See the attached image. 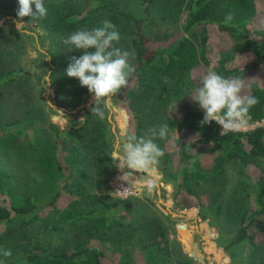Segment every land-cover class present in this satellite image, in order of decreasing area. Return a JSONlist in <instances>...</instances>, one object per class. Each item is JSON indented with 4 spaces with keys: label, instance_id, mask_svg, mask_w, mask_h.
<instances>
[{
    "label": "trees",
    "instance_id": "trees-1",
    "mask_svg": "<svg viewBox=\"0 0 264 264\" xmlns=\"http://www.w3.org/2000/svg\"><path fill=\"white\" fill-rule=\"evenodd\" d=\"M0 1L9 2L7 7L13 8L17 14V0ZM139 2L142 15H135L110 0H81L80 4H72L71 0H45L48 15L36 22L44 26L54 48L49 47V54L53 58L51 80L56 94H62L63 101L90 95L77 79L68 78L65 74L72 57L79 58L83 53L68 51L63 39L82 28H99L102 21L109 20L120 34L122 50L131 49L136 54V72L145 86L144 92L137 96L138 102L135 101L139 119L153 126L165 123L170 126L163 147L168 159L179 160L176 171L178 184L189 187L191 183H212L222 176L229 162L240 161L257 167L256 163L264 159V126L222 136L220 126L215 122L202 124L204 112L188 97L190 95L185 99H177V95L183 86L193 93L209 71L225 78L238 77L245 83L252 73L264 67V22L258 23L264 15V0ZM156 4L168 18H178L184 10L183 28L181 34L164 49L146 59V27ZM229 14L232 20L225 24ZM220 39L228 42L227 45L219 46ZM158 56L163 59L161 64L157 63ZM25 74L24 70H12L0 76V87ZM243 94L258 100L249 112L250 120L264 121V81L254 83ZM95 119L91 114L80 125H69L64 131L53 130L55 143L52 153L40 159L44 181L39 195L19 194L6 179L7 173L0 165V224L20 221L22 226L30 225L40 218L44 209L64 207L58 210V224L75 231L73 239H66L62 249L36 243L23 246L21 253L16 254L22 245L17 239L8 248L13 252L11 257L4 258L0 254L5 264H163L168 261V242L158 219L147 224L145 240L130 243V236L139 228L133 221L131 208L135 198L108 200L98 207L85 209L70 190L68 171L80 173L64 155L59 141L62 133L78 135L84 142L85 156L98 154L103 162L99 166L100 187L108 180V160L112 162V159L107 152L108 143L98 140L104 129L102 122ZM12 125L15 126L14 123L9 126ZM9 126L0 128V152L15 146L21 137H29L20 127L8 129ZM102 153L104 158L100 156ZM254 180L259 187L254 195L249 221L239 229L235 243L249 240L253 245L249 264H264V237L252 230L253 225L264 222V169H259ZM103 188L108 190V187ZM122 214L128 218L127 224L118 220ZM93 241L98 245L92 246ZM105 242H110V247H106ZM182 264H191V261Z\"/></svg>",
    "mask_w": 264,
    "mask_h": 264
},
{
    "label": "rangeland",
    "instance_id": "rangeland-1",
    "mask_svg": "<svg viewBox=\"0 0 264 264\" xmlns=\"http://www.w3.org/2000/svg\"><path fill=\"white\" fill-rule=\"evenodd\" d=\"M110 1L135 15H142L139 0ZM8 3L0 1V76L12 70H24L26 74L0 87V128L14 123L15 126H9L8 129L20 127L29 137L23 136L15 146L4 148L0 152V165L2 171L7 173L6 179L19 194L39 195L44 181L40 159L52 153L55 143L53 130L64 131L69 125L77 126L85 122L92 114L95 101L92 94L75 99L68 98L65 101L62 100V94H56L51 80L53 58L49 54V47L52 46L47 31L40 22H27V18V23L17 25L19 18L13 8L7 7ZM71 3L80 4L81 0H71ZM184 15L183 10L178 18L165 17L160 7L155 5L146 27V59L160 52L181 34ZM260 19L258 23H263L264 15ZM122 42L120 39L116 46L121 48ZM227 43L224 39L218 41L219 46H226ZM43 60L47 67L46 73L41 76ZM162 61L158 56L157 63L161 64ZM130 63L135 71L128 84L107 105L102 106L104 119L94 115L96 121L102 122L103 136L98 140L108 143L106 148L110 158L111 153L125 143V138L130 135L144 136L149 128L155 126L139 119L135 101L138 102L137 96L144 92L145 86L136 72L137 61L130 60ZM258 81H264V67L249 76L244 83L243 93ZM192 94V90L183 86L177 99H185ZM160 115L162 116L161 113ZM125 116L128 121L122 125L121 120ZM262 126L264 121L252 122L249 119L247 126L241 131L249 132ZM124 129L126 133H123ZM59 141L63 145L67 160L80 173L72 174L68 171L67 179L80 206L91 209L108 200L135 198L131 208L133 221L139 228L130 236V243L145 240L148 234L147 224L158 219L164 228L169 249L168 261L163 264H182L187 260L191 264H249L252 243L249 240L235 242L239 229L249 221L254 195L259 187L254 178L259 174V169H264V159L256 163L257 167L240 161L229 162L222 176L216 181L209 184L191 183L188 187L177 182L178 158L168 159L163 140H157L156 143L164 151V155L151 173L153 188H129L125 193H119L128 185L118 179L122 174L114 160H108V180L100 187L99 166L103 162L98 154L90 153L85 156L84 142H81L78 135L62 133ZM100 156L104 158L103 153ZM157 172L161 173L160 181L156 177ZM135 175L138 177L141 174ZM103 187H108V190ZM63 208L44 209L40 218L30 225L22 226L20 221L0 224V253L17 239L21 240L22 245L16 254L21 253L23 246L36 243L62 249L65 240L73 239L75 232L58 224V210ZM181 211L190 212V215L182 214ZM118 220L125 224L129 221L125 214L119 216ZM141 223H144L143 226H140ZM124 227L120 229L123 230ZM252 230L264 237V222L253 225ZM186 242H189V251L184 249ZM97 245V241L92 242V246ZM110 245V242H105L106 247ZM221 251L224 256H221ZM191 252L199 260L191 256Z\"/></svg>",
    "mask_w": 264,
    "mask_h": 264
},
{
    "label": "clouds",
    "instance_id": "clouds-1",
    "mask_svg": "<svg viewBox=\"0 0 264 264\" xmlns=\"http://www.w3.org/2000/svg\"><path fill=\"white\" fill-rule=\"evenodd\" d=\"M17 4V25L29 20H42L48 15L45 0H17ZM231 20L232 15L229 14L224 23L228 24ZM120 39L116 26L109 20L102 21L99 28H82L63 39L68 51L83 53L79 58L72 57L65 74L68 78L77 79L80 86L87 88L93 95L95 106L92 108V115L101 120L105 117L102 106L107 105L128 84L135 71L130 63L136 57L135 51L117 47ZM243 89L244 81L241 78H225L210 71L202 77L199 86L188 97L203 110L202 124L215 122L224 136L243 130L250 119V110L258 103L256 97L243 94ZM169 129V124L165 123L149 128L144 136L130 135L122 146L111 153V159L122 174L118 179L128 185L119 193H125L129 188H153L154 180L150 174L164 155L156 141L165 140ZM136 173L142 175L137 177ZM0 254L4 258L12 256L10 249H5ZM0 264H5V261L0 259Z\"/></svg>",
    "mask_w": 264,
    "mask_h": 264
},
{
    "label": "water",
    "instance_id": "water-1",
    "mask_svg": "<svg viewBox=\"0 0 264 264\" xmlns=\"http://www.w3.org/2000/svg\"><path fill=\"white\" fill-rule=\"evenodd\" d=\"M52 49V48H51ZM43 64H44V69L41 71V76L44 75L46 73V67H47V63H45V60H43ZM42 91V89H41ZM54 94V93H53ZM118 111H121L119 108H116ZM124 121L127 122L128 121V118L127 116L124 117ZM123 133H126V129L123 130ZM125 142L127 141V139L125 138L124 140ZM155 171V169L153 170ZM140 174V173H138ZM142 175V174H141ZM151 175V174H150ZM156 177L158 178V181H160V178H161V173L157 172L156 173ZM182 214H187V215H190V212H187V211H181ZM184 249L186 250V246L184 245ZM191 256H193L196 260H199V257L196 256L194 253H190ZM221 256H224V252L221 251Z\"/></svg>",
    "mask_w": 264,
    "mask_h": 264
},
{
    "label": "bare ground",
    "instance_id": "bare-ground-1",
    "mask_svg": "<svg viewBox=\"0 0 264 264\" xmlns=\"http://www.w3.org/2000/svg\"><path fill=\"white\" fill-rule=\"evenodd\" d=\"M121 124H122V125H125V121H124V118H123V117H122V120H121ZM185 246H186V248H187L186 250L189 251V248H188V246H189V242H186V243H185ZM191 253H193V252H191Z\"/></svg>",
    "mask_w": 264,
    "mask_h": 264
},
{
    "label": "flooded vegetation",
    "instance_id": "flooded-vegetation-1",
    "mask_svg": "<svg viewBox=\"0 0 264 264\" xmlns=\"http://www.w3.org/2000/svg\"><path fill=\"white\" fill-rule=\"evenodd\" d=\"M203 227H205V225H203Z\"/></svg>",
    "mask_w": 264,
    "mask_h": 264
},
{
    "label": "built area",
    "instance_id": "built-area-1",
    "mask_svg": "<svg viewBox=\"0 0 264 264\" xmlns=\"http://www.w3.org/2000/svg\"><path fill=\"white\" fill-rule=\"evenodd\" d=\"M241 131V130H240Z\"/></svg>",
    "mask_w": 264,
    "mask_h": 264
}]
</instances>
